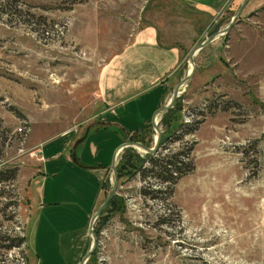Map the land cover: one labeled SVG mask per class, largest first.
Segmentation results:
<instances>
[{
  "label": "rangeland",
  "instance_id": "rangeland-1",
  "mask_svg": "<svg viewBox=\"0 0 264 264\" xmlns=\"http://www.w3.org/2000/svg\"><path fill=\"white\" fill-rule=\"evenodd\" d=\"M246 2L215 48L203 51L211 50L205 65L193 58L171 112L156 117L161 135L152 154L185 151L191 168L160 184L148 161L134 173L125 164L114 202L92 222L96 243L83 264H264V0ZM227 3L206 15L178 0H0V264H69L57 239L42 245L36 228L27 230L41 180L37 147L95 124L104 64L137 29L153 25L161 43H180V78L190 48L226 26L239 5ZM161 118L182 126L163 138ZM140 137L151 146L152 126ZM111 183L109 169L102 197ZM87 242L86 249L90 234Z\"/></svg>",
  "mask_w": 264,
  "mask_h": 264
},
{
  "label": "crops",
  "instance_id": "crops-1",
  "mask_svg": "<svg viewBox=\"0 0 264 264\" xmlns=\"http://www.w3.org/2000/svg\"><path fill=\"white\" fill-rule=\"evenodd\" d=\"M178 1L199 9L206 15L216 12L226 2L229 5L241 2ZM257 1L259 0H251V6L256 5ZM218 38L219 36H214L194 52L193 58L196 57L197 66L205 65L206 53L211 50L209 48L208 52L203 51L210 45L215 48L214 43L219 41ZM117 54L120 60L114 63ZM181 60L180 43H161L153 25L137 29L134 40L115 52L102 67L106 70L98 85L102 107L93 113L95 124L80 136H75L73 130L68 129L39 143L37 151L41 166L37 178L41 177V180L36 196H31L29 211L32 210L28 217L27 230L30 224L33 225L37 230L38 243L42 245L46 244V238L57 239L60 244L59 252L65 254L69 264L73 260L77 264L87 250L89 218L104 198L102 190L110 169V153L118 142L115 140L117 133L122 135L121 142L130 140L129 134L143 130L150 124V113L165 104L179 79L175 74ZM136 71L141 77L150 73L148 77L153 76L151 82H146L148 78H139ZM139 83L143 85L135 92L121 95L123 92H131L132 85ZM147 87L152 88L145 92ZM133 98L134 103L130 102ZM117 110H121L120 115L116 113ZM121 116L129 121L120 119ZM58 137L61 140H57Z\"/></svg>",
  "mask_w": 264,
  "mask_h": 264
},
{
  "label": "trees",
  "instance_id": "trees-1",
  "mask_svg": "<svg viewBox=\"0 0 264 264\" xmlns=\"http://www.w3.org/2000/svg\"><path fill=\"white\" fill-rule=\"evenodd\" d=\"M171 112L170 107L166 110ZM162 120V121H161ZM160 122L165 124V135L163 138H165L167 135H169L172 131H174L176 128L182 126L181 121L178 120L175 122L173 125L170 127H167L165 119L163 118L160 119ZM148 124L143 128V130H140L138 132H133L128 135V139L131 140H138L144 144H147L143 138L140 137L141 131H145L148 129ZM185 151L178 150L174 152H170L169 154H163L162 156L156 155V154H148L145 153L144 155L140 156L139 152L133 150L131 146H125L123 148V151L120 154V157L118 158V163H117V173L119 175L120 169L127 164L128 166L131 167L132 173L138 172L140 168H142V163L143 161H148L149 165L145 168L147 171L151 170L152 171V176L157 178L159 183L161 184L162 182H173V180L180 174L185 171H188L191 168V163L190 160L187 157V154ZM126 166V165H125ZM125 168V167H124ZM13 176V171L9 172V174L5 178H9ZM3 179V178H2ZM151 191H159V186L154 187L153 190L150 189ZM115 199V196H112L107 204L113 203ZM103 210V209H102ZM21 239V237H18ZM18 242L13 243L12 245H18Z\"/></svg>",
  "mask_w": 264,
  "mask_h": 264
},
{
  "label": "water",
  "instance_id": "water-1",
  "mask_svg": "<svg viewBox=\"0 0 264 264\" xmlns=\"http://www.w3.org/2000/svg\"><path fill=\"white\" fill-rule=\"evenodd\" d=\"M246 0H241L240 4L238 5L236 11L234 12V14L231 16L230 20L228 21L227 25L224 26L223 28H220L212 33H210L209 35H207L204 39H202L200 42L196 43L195 45H193L187 55V60H188V69L186 71V73L180 77L178 79V81L174 84L170 96L168 98V100L165 102V104L161 105L160 107L156 108L153 110V112L151 113L150 116V124L152 126V128L155 131V137L153 140V143L151 146H147L144 143L137 141V140H125L122 141L121 143H119L117 145V147L115 148L112 156H111V161H110V170H111V174H112V183L111 186L108 190V192L105 194L104 198L102 199V201L100 202V204L97 206V208L95 209V211L91 214L90 218H89V223H88V232L91 236V243L89 248L82 254V256L79 258L77 264H83L84 260L92 253L95 243H96V237H95V233L92 230V222L94 220V218L96 217V215L98 213H100L102 211V209L104 208V206L107 204V202L109 201V199L112 197V195L115 192V188H116V184H117V172H116V168H115V156L117 154V151L126 145H133V146H137L139 148H142L144 151L148 152V153H153L155 151V149L157 148L158 144H159V140H160V135H161V131L159 126L156 124V117L161 114L162 112L166 111L169 107H171L177 93H178V89L179 87L185 83L192 75V72L195 68V64L193 62V54L196 50H198L199 48H201L204 44H206L210 39H212L214 36L219 35V34H223L224 32H226L230 26L232 25L233 21L237 18L238 14L240 13L242 7L244 6Z\"/></svg>",
  "mask_w": 264,
  "mask_h": 264
},
{
  "label": "built area",
  "instance_id": "built-area-1",
  "mask_svg": "<svg viewBox=\"0 0 264 264\" xmlns=\"http://www.w3.org/2000/svg\"><path fill=\"white\" fill-rule=\"evenodd\" d=\"M18 130H21V127H19Z\"/></svg>",
  "mask_w": 264,
  "mask_h": 264
}]
</instances>
